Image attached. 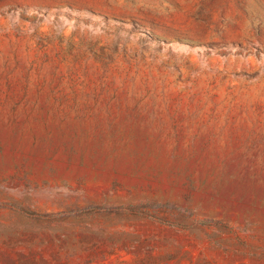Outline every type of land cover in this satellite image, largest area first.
Instances as JSON below:
<instances>
[{
    "label": "rangeland",
    "instance_id": "1",
    "mask_svg": "<svg viewBox=\"0 0 264 264\" xmlns=\"http://www.w3.org/2000/svg\"><path fill=\"white\" fill-rule=\"evenodd\" d=\"M0 264H264V0H0Z\"/></svg>",
    "mask_w": 264,
    "mask_h": 264
}]
</instances>
